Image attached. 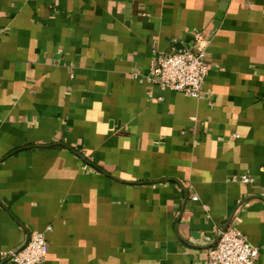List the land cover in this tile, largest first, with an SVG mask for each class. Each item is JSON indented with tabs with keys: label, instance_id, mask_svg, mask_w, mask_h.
Segmentation results:
<instances>
[{
	"label": "crops",
	"instance_id": "1",
	"mask_svg": "<svg viewBox=\"0 0 264 264\" xmlns=\"http://www.w3.org/2000/svg\"><path fill=\"white\" fill-rule=\"evenodd\" d=\"M222 2L0 0V264L33 230L45 264H207L229 227L264 264V0ZM197 32L200 95L149 82Z\"/></svg>",
	"mask_w": 264,
	"mask_h": 264
},
{
	"label": "built area",
	"instance_id": "2",
	"mask_svg": "<svg viewBox=\"0 0 264 264\" xmlns=\"http://www.w3.org/2000/svg\"><path fill=\"white\" fill-rule=\"evenodd\" d=\"M204 40V35L197 32L191 48L182 52L159 53L147 80L162 88L198 97L210 70L204 49L199 46ZM232 180L250 183L253 178L241 175L239 178L233 176ZM193 199L197 197L193 196ZM47 255L48 244L44 234L33 230L21 247L8 252L5 257L14 264H45ZM258 255L257 247L250 244L239 229L229 227L220 231L216 243L208 248L207 264H255Z\"/></svg>",
	"mask_w": 264,
	"mask_h": 264
},
{
	"label": "water",
	"instance_id": "3",
	"mask_svg": "<svg viewBox=\"0 0 264 264\" xmlns=\"http://www.w3.org/2000/svg\"><path fill=\"white\" fill-rule=\"evenodd\" d=\"M228 1H229V0H223V2H222V4H221V7H220V11H219L218 15L216 16V19H217L218 21L222 18L223 13H224V11H225V9H226V7H227ZM223 230H225V229H223Z\"/></svg>",
	"mask_w": 264,
	"mask_h": 264
}]
</instances>
